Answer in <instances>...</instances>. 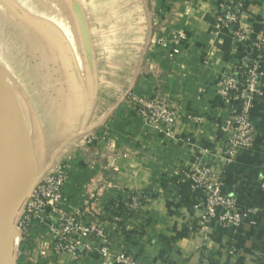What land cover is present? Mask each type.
I'll use <instances>...</instances> for the list:
<instances>
[{
	"label": "crops",
	"instance_id": "0c3cea01",
	"mask_svg": "<svg viewBox=\"0 0 264 264\" xmlns=\"http://www.w3.org/2000/svg\"><path fill=\"white\" fill-rule=\"evenodd\" d=\"M231 1L78 0L71 18L77 48L67 44L61 63L60 135L53 147L61 153L45 166L65 171L63 207L77 210L83 223L106 220L105 237L89 238L90 243L123 254L129 264H197L203 255L211 264H262L264 185L258 180L264 172V96L255 98L250 111L253 143L227 161L223 122L233 108L218 86L264 34V0H246L243 42L214 25ZM179 31L184 38L176 46L158 43ZM261 68L264 87V48ZM127 94L167 99L199 119L155 126L138 116ZM195 160L220 175L223 191L235 195L239 206L258 208L253 223L234 230L213 223L203 234L197 207L204 192L184 176ZM132 194L145 199L130 210L123 202ZM110 201L122 202L124 215L108 209ZM100 262L99 252L91 250L76 259L52 255L42 264Z\"/></svg>",
	"mask_w": 264,
	"mask_h": 264
},
{
	"label": "built area",
	"instance_id": "2783aa9c",
	"mask_svg": "<svg viewBox=\"0 0 264 264\" xmlns=\"http://www.w3.org/2000/svg\"><path fill=\"white\" fill-rule=\"evenodd\" d=\"M246 0H233L224 4L215 16L214 25L217 28H226L238 41L248 38V30L241 24V12ZM184 38L179 31L168 38H159L158 43L176 46ZM264 48V34L254 43L253 51L244 50L241 56L242 64L233 67L225 74L218 86L219 94L224 103L233 108V112L223 122V129L229 133L225 141L226 160L229 161L238 150L250 146L254 141V128L251 122L250 111L257 96H264V87H260L259 79L263 75L261 68V51ZM133 102L138 116L155 126H172L176 121L186 118L198 120L199 117L184 115L167 99H143L127 94ZM192 182V186L204 192L203 202L197 207V223L204 235L213 223L235 229L242 223H253L258 215V208H242L233 194L223 191L222 180L219 174L211 168L193 161L190 171L184 174ZM66 179L62 167L54 169L53 173L35 182L30 197L25 203L27 216L42 226H46L52 235L53 253L68 254L76 259L78 256L96 250L101 256V264H110L119 261L125 264L130 262L123 254L111 255L103 244H92L89 238L103 239L106 235V220L95 219L88 223L80 220L77 210H68L61 205L64 200L61 186ZM260 185H264V172L259 178ZM144 195L132 194L130 200L123 204L130 210L135 209ZM264 264V248L259 255ZM197 264H211L207 255H203Z\"/></svg>",
	"mask_w": 264,
	"mask_h": 264
},
{
	"label": "rangeland",
	"instance_id": "374dc122",
	"mask_svg": "<svg viewBox=\"0 0 264 264\" xmlns=\"http://www.w3.org/2000/svg\"><path fill=\"white\" fill-rule=\"evenodd\" d=\"M77 12L78 0H0V98H6L18 120L33 162L31 171L21 173L23 185L7 193L8 201L15 203L34 180L40 182L61 167L45 165L61 153L53 149L60 135L61 63L67 44L77 48L71 19ZM26 214L22 205L14 216L18 245L13 264H42L57 255L52 235ZM33 236L42 240L35 243Z\"/></svg>",
	"mask_w": 264,
	"mask_h": 264
},
{
	"label": "bare ground",
	"instance_id": "6f19581e",
	"mask_svg": "<svg viewBox=\"0 0 264 264\" xmlns=\"http://www.w3.org/2000/svg\"><path fill=\"white\" fill-rule=\"evenodd\" d=\"M10 108L11 107H9L6 102V98L1 97L0 98V206L7 213L11 211L14 204L13 201L11 202L6 199L7 193L12 192L13 187L16 186L21 187L24 183V181L23 182L21 181L20 183L21 173L22 175H24L26 170H28L29 172L30 167H33L32 166L33 162L30 156L31 154L28 153L25 137L21 132L20 126L18 124V120H16L15 115L11 113L12 111L10 110ZM13 199L15 200L14 197ZM17 241H18V236L16 237V242Z\"/></svg>",
	"mask_w": 264,
	"mask_h": 264
},
{
	"label": "water",
	"instance_id": "95a60500",
	"mask_svg": "<svg viewBox=\"0 0 264 264\" xmlns=\"http://www.w3.org/2000/svg\"><path fill=\"white\" fill-rule=\"evenodd\" d=\"M35 180L28 190L14 204L9 213L5 212L0 206V264H13V257L18 245L16 237L18 232L14 227V216L18 209L25 205L31 195Z\"/></svg>",
	"mask_w": 264,
	"mask_h": 264
},
{
	"label": "trees",
	"instance_id": "16d2710c",
	"mask_svg": "<svg viewBox=\"0 0 264 264\" xmlns=\"http://www.w3.org/2000/svg\"><path fill=\"white\" fill-rule=\"evenodd\" d=\"M107 208L111 209L113 213H118L119 215H124V213L126 212L124 205L122 204V202L120 203V201H110L107 204Z\"/></svg>",
	"mask_w": 264,
	"mask_h": 264
}]
</instances>
